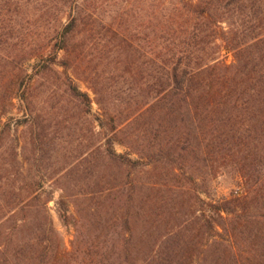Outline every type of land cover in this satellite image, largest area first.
<instances>
[{
  "label": "trees",
  "instance_id": "trees-1",
  "mask_svg": "<svg viewBox=\"0 0 264 264\" xmlns=\"http://www.w3.org/2000/svg\"><path fill=\"white\" fill-rule=\"evenodd\" d=\"M19 1L0 0V65L34 61V73L25 75L29 82L56 67L77 70L88 55L77 53L70 43L79 24L90 17L87 5L80 8L77 0H48L55 1V10L45 21L23 24L22 9L30 0ZM60 14H67L68 21L58 28ZM52 19L50 30L46 26ZM153 31L151 37L139 39L142 46L136 51L140 73L138 79L134 77L139 100L126 103L123 111L110 109L109 87L98 83L95 70L83 71V81L94 99L69 75L62 83L77 107L88 112L96 103L102 111L97 121L103 130L107 163L133 170L145 162L163 166L165 173L154 171L140 187L145 188L146 196L133 216L129 209L134 206L137 188L122 180L103 187L112 210L108 219L100 211L60 195L57 216L75 234L70 251L61 248L48 208L52 197H46L41 204V244L30 264H264V2L179 0L167 17L156 19ZM12 49L19 52V58ZM60 52L64 53L62 60ZM13 75L11 86L0 85L1 109L14 99L31 101L34 85L22 87V81L18 83L21 73ZM147 115L154 118L151 123L133 128L138 118ZM115 143L130 153L117 154ZM131 154L137 158H130ZM191 165L198 166L201 187L231 166L241 180V193L221 201L200 199V194L207 196L206 189L194 193ZM149 202H156L154 221L140 233L139 238L145 240L133 244L135 230L129 222L131 217L146 216ZM195 204L198 209L194 211L199 213L195 229L185 231L180 225L174 231L152 228L162 215L181 216L183 209L189 213ZM31 205V201L27 203ZM123 209L124 216L119 214ZM107 220L112 223L105 227ZM175 231L178 241L169 237Z\"/></svg>",
  "mask_w": 264,
  "mask_h": 264
},
{
  "label": "rangeland",
  "instance_id": "rangeland-1",
  "mask_svg": "<svg viewBox=\"0 0 264 264\" xmlns=\"http://www.w3.org/2000/svg\"><path fill=\"white\" fill-rule=\"evenodd\" d=\"M77 1L80 8L87 5L90 14V17L76 28L70 43L77 53L88 55L85 61L79 62L77 70L68 67L65 71L62 67H56L54 72L41 74L29 82L25 75L34 73V61L17 60L13 65H0V85L11 86L13 73H21L22 77L18 83L22 81V87L27 83L34 85L29 104L14 99L12 104H8L4 109L0 108V264H30V259L41 244V204L49 195L52 201L48 203V208L60 237L61 248L70 251L75 234L72 228L64 225L57 216L56 202L60 195L100 211L108 219L112 210L109 209V199H104L103 187L113 180H122L127 186L131 183L137 188L134 206L129 207V213L133 216V210L143 203L142 199L146 196L145 188L140 187L148 181L154 171L156 174L165 173L161 170L163 166L158 165L156 168V165H146L145 162L139 163L133 170L107 163L103 153L106 148L103 130L99 129L97 121L102 111L96 103H92L88 112L77 107V103L65 94L62 81L69 75L81 91L89 93L91 99H94L83 81V71L89 68L98 74L100 85L109 87L107 92L111 96L107 98L110 109L123 111L127 107L126 103L139 100L135 92V77L138 79L140 73L136 56L139 45L142 46L139 39L151 37L155 32L153 25L156 19L167 17L170 8L179 4V0ZM22 2L25 3V0L19 1L20 4ZM28 4L22 9L23 24L25 21H45L46 17L50 16L49 13L55 10V1L30 0ZM67 18V14H60L55 26L59 28L64 25L68 21ZM53 25L52 19L46 27L51 30ZM43 31L46 33V30ZM91 41L96 42L93 50ZM12 51L13 55L19 58V52L14 49ZM58 58L62 60L64 53L60 52ZM230 61L231 58H228V63ZM126 68L130 69L127 73ZM153 119L148 115L145 119L138 118L133 128H140L143 122L151 123ZM113 149L120 155L130 153L128 148L116 143ZM130 158L136 159L137 156L131 154ZM191 171L196 181L194 193L197 194L201 188L203 191L206 189L207 196L200 194L202 200L221 201L241 193V180L231 166L222 169L216 177L208 178V182L202 187L198 166H193ZM51 190L52 194L49 193ZM85 194L87 197L81 199ZM30 201L32 205L27 206ZM155 204L156 202L148 203L145 207L147 215H143V218L133 220L131 217L129 223L135 230L133 244H138V240H145L139 236L154 221ZM196 209L198 206L195 204L189 209V213L186 208L183 209L184 215L169 218L162 215L157 225L154 223L152 228L162 230L168 227L174 231L180 225L185 231L195 229L194 220L199 215L194 211ZM124 212L125 209L119 214L124 216ZM111 223L112 221L107 220L104 226L108 227ZM83 224L87 227L86 222ZM175 234L176 231L169 236L170 240L178 241ZM163 241L164 244L167 242L161 240L162 243ZM244 243L248 245L250 240ZM254 244L258 245L256 242Z\"/></svg>",
  "mask_w": 264,
  "mask_h": 264
}]
</instances>
